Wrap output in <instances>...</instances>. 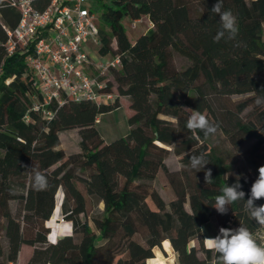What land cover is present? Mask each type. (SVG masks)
I'll list each match as a JSON object with an SVG mask.
<instances>
[{"label": "trees", "instance_id": "16d2710c", "mask_svg": "<svg viewBox=\"0 0 264 264\" xmlns=\"http://www.w3.org/2000/svg\"><path fill=\"white\" fill-rule=\"evenodd\" d=\"M215 2L110 0L99 25V54L121 57V68L110 74L108 91L116 93L114 101L51 103L45 107L53 114L48 121L33 109L42 98L26 62L30 52L8 56L4 46V27L14 29L20 13L0 0V264H16L25 245L35 248L28 264H157L154 250L166 241L178 264H217L218 254L205 247L201 229L207 223L217 220L219 228L243 223L256 239L261 237L264 227L245 213L243 201L229 205L224 215L212 206L221 188L235 183L237 176L247 199L264 165V106L255 103L257 95H264V0H224L223 10L236 16L239 32L235 40L219 42L213 41L220 29L219 16L211 11ZM128 17H147L152 28L131 42L123 26ZM177 60L187 65L179 68ZM243 95L249 98L227 104ZM122 97L132 110L130 132L108 144L97 121L119 109ZM193 110L218 124L234 149L252 143L244 164L226 163L211 142L213 136L187 129ZM75 128L81 151L67 156L59 149L60 134ZM201 153L209 163L196 172L189 157ZM171 154L183 166L178 173L166 165ZM32 169L45 175L46 189L34 187ZM208 169L213 179L205 184ZM160 171L174 193L168 205L149 186ZM78 183L103 205L91 219L96 232L80 218L87 201ZM58 191L72 235L49 243L47 223ZM12 202L21 207L17 215ZM194 241L198 248L191 245Z\"/></svg>", "mask_w": 264, "mask_h": 264}, {"label": "built area", "instance_id": "2783aa9c", "mask_svg": "<svg viewBox=\"0 0 264 264\" xmlns=\"http://www.w3.org/2000/svg\"><path fill=\"white\" fill-rule=\"evenodd\" d=\"M8 1L20 19L14 29L4 27V46L8 56L30 52L26 62L42 98L34 111L49 121L53 114L45 107L51 103L114 101L116 93L108 91L110 74L121 68L122 61L120 56L99 54V25L91 0ZM45 1L49 4L39 9ZM225 228L235 229L231 222Z\"/></svg>", "mask_w": 264, "mask_h": 264}, {"label": "rangeland", "instance_id": "374dc122", "mask_svg": "<svg viewBox=\"0 0 264 264\" xmlns=\"http://www.w3.org/2000/svg\"><path fill=\"white\" fill-rule=\"evenodd\" d=\"M96 1L97 0H91V3L94 6L97 23L98 25H100L102 24L103 9L109 4L110 0H104L103 2H100V4H97V5H96ZM123 26L131 42H135L136 39L140 35L145 34L150 30L149 29L150 24L148 22L147 17H143L139 21H134L133 19L128 17L123 21ZM102 28H104L103 25H102ZM176 64L179 68L185 67L187 65V63L182 60H177ZM248 98H249V95L235 96V97H232L229 101H227V104H229L231 101L232 102L244 101ZM251 105H252V102L249 104L248 110L251 109ZM131 115H132V110L130 109L127 99H124L119 109L100 117L99 121L97 122V129L106 143L109 144L117 139L125 138L128 136L130 132L128 120ZM190 115H191V112H190ZM60 139H61V145L59 149L63 150L67 156L71 154L80 153L81 150H80V145H79L80 144L79 129L75 128L69 131L62 132L60 134ZM211 142L213 146L216 148L217 153L221 157H223L225 162L231 163L235 165L236 167L244 164L245 154L252 144V143H249L243 148L236 150L229 144L226 137L220 132H217L216 135L213 136ZM166 165L169 171L173 173H178L181 170H183V166L181 165L179 158L173 154H171L167 158ZM87 174L88 172H84V173L78 172V175L81 177L82 176L84 177ZM149 186L159 193V195L163 198V200L166 202L167 205L174 198L172 187L170 186L168 179L163 171H160L158 173L155 181L150 183ZM78 188L84 194L86 201H87L86 214L81 215L80 218L82 221H88L92 229L96 232V229L91 219L92 217L97 216L103 210V205H97L95 202H93L91 197L87 195L84 185L82 183H78ZM62 193H61V196H62ZM149 204L153 206L151 201H149ZM11 209L13 213L17 215L20 213L21 207L19 206L18 203L12 202ZM186 210L190 211V207L188 205H186ZM50 221L47 223V226L50 228V234H49V237H47V240L49 243L55 242L65 236L72 235L71 223L66 222L63 219L62 214H61V207L56 216V221L53 223H50ZM260 236H264V231L260 234ZM256 240H258L259 243L262 241L260 237ZM3 244L6 247L5 240H3ZM171 248L172 247L170 243H168V241L164 242L162 244V248H156L154 250L155 256L153 259L159 258V262L163 261L165 264H178L177 255L175 254L176 259L172 257L173 253L175 252L173 250V253H172ZM34 250H35L34 247H30L27 245L23 246L16 264H28V262L32 258ZM166 260H169V261H166ZM146 264H150L149 261H147Z\"/></svg>", "mask_w": 264, "mask_h": 264}, {"label": "clouds", "instance_id": "9594fccd", "mask_svg": "<svg viewBox=\"0 0 264 264\" xmlns=\"http://www.w3.org/2000/svg\"><path fill=\"white\" fill-rule=\"evenodd\" d=\"M224 0H216L211 11L219 16L220 29L213 37L214 42L221 39L235 40L239 28L236 16L231 10H223ZM238 46V45H237ZM257 106H264V95H257L255 99ZM186 127L190 131H201L205 138L215 136L219 125L211 122L204 114L193 110ZM209 161L205 154L191 155L189 157V167L196 172L205 169ZM25 167H28L25 165ZM236 182L221 188V194L215 197L212 206L219 214H227L229 205L243 201V209L255 222L264 227V204L257 205L256 201L264 199V165L258 168V177L251 185L250 194L245 199L246 193L242 190V185L237 176ZM32 179L34 187L44 190L48 186L45 175L39 170L32 169ZM212 172L208 169L204 172L205 184L212 182ZM203 232V229H201ZM207 247L218 254L217 264H264V245L258 244L253 233L243 223L235 229L221 227L219 234L215 237H205Z\"/></svg>", "mask_w": 264, "mask_h": 264}, {"label": "crops", "instance_id": "0c3cea01", "mask_svg": "<svg viewBox=\"0 0 264 264\" xmlns=\"http://www.w3.org/2000/svg\"><path fill=\"white\" fill-rule=\"evenodd\" d=\"M151 28H152V26L149 27V29H151ZM124 99H127V98H124V97L121 98V100H120L121 105H122V101ZM127 101H128V99H127ZM128 104H129V102H128ZM202 229H203V234H204L205 237H215L216 235L219 234V229L220 228L218 227V221L215 220V221H211V222L207 223L206 225H204L202 227ZM260 238L262 239L261 244L264 245V236H261ZM191 245L194 246V247H196V248H198V242L197 241H194ZM205 247L207 249H209L207 247L206 240H205ZM171 250H172V253H173V249L172 248H171ZM172 257L174 259H176L175 253H173V256ZM199 257L200 258H203V254L202 253H199Z\"/></svg>", "mask_w": 264, "mask_h": 264}, {"label": "bare ground", "instance_id": "6f19581e", "mask_svg": "<svg viewBox=\"0 0 264 264\" xmlns=\"http://www.w3.org/2000/svg\"><path fill=\"white\" fill-rule=\"evenodd\" d=\"M61 200H62V196H61V192L58 193V195L56 196V210L51 218L50 223H53L56 221V216L60 210V206H61ZM170 250V249H169ZM169 261V260H166ZM157 264H165L163 261L158 262Z\"/></svg>", "mask_w": 264, "mask_h": 264}, {"label": "water", "instance_id": "95a60500", "mask_svg": "<svg viewBox=\"0 0 264 264\" xmlns=\"http://www.w3.org/2000/svg\"><path fill=\"white\" fill-rule=\"evenodd\" d=\"M55 210H56V208H55ZM54 212H55V211H54ZM256 241H257L258 244H260V243L258 242V240H256Z\"/></svg>", "mask_w": 264, "mask_h": 264}]
</instances>
